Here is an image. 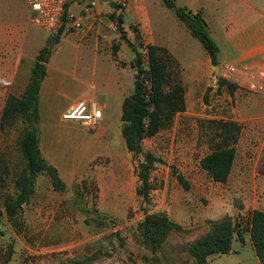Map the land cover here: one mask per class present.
Here are the masks:
<instances>
[{
    "label": "rangeland",
    "instance_id": "1",
    "mask_svg": "<svg viewBox=\"0 0 264 264\" xmlns=\"http://www.w3.org/2000/svg\"><path fill=\"white\" fill-rule=\"evenodd\" d=\"M152 1L165 12L167 24L173 30L184 26L161 0ZM183 1L187 0H175V3L180 7ZM109 4L113 11L105 14L106 31L112 37L108 53L111 55L112 48L119 46L115 64L119 69H129L124 73V80L133 92L135 53L123 38L118 15L123 16L127 38L143 53L147 65V52L141 48L146 40L141 25L131 20L126 6L115 0H109ZM138 28L140 37L134 31ZM192 38L191 42L205 52L201 42ZM172 70L183 78L178 65ZM187 90L186 111L175 116L170 128L143 142L144 153L162 162L153 166H159L160 171L152 175L153 188L160 190L158 202L146 203L137 194L141 183L137 169L144 161L143 154L131 157L123 139L116 138L105 156L103 149L96 145L95 158L89 164L77 163L80 166L73 170L66 166L61 169L67 184L65 192L54 191L47 177L40 176L35 194L24 206L25 229L21 234L8 221L2 202L8 194H14V181L24 168L18 141L26 124L19 120L11 126L2 125L1 117L0 264H70L74 259L86 258H93L87 264H196L189 253L191 246L225 216L233 214L238 218L234 209L240 208L233 200L222 199V187L200 166L201 159L212 151L214 141L218 140L215 122H233L240 126L235 146L237 164L243 160L252 166L256 161L264 163V97L231 95L226 88L219 89L215 73L207 89ZM112 122L113 129L120 134V118ZM88 127L91 133L95 132V127ZM177 175L184 177L189 190L184 189ZM147 212L167 214L181 226V230L170 231L157 250L145 244L139 229ZM249 214L245 216L246 221ZM232 247L234 252L210 257L209 264H258L249 241L236 240Z\"/></svg>",
    "mask_w": 264,
    "mask_h": 264
},
{
    "label": "crops",
    "instance_id": "2",
    "mask_svg": "<svg viewBox=\"0 0 264 264\" xmlns=\"http://www.w3.org/2000/svg\"><path fill=\"white\" fill-rule=\"evenodd\" d=\"M97 1L91 14L85 12L90 0H71L67 6L61 38L46 64L39 95L40 151L45 161L58 169L64 182L61 169L89 164L95 158L96 145L105 156L112 140L123 139L125 144L122 125L119 134L112 121L117 117L121 120L123 101L132 92L124 80L129 69H119L115 64L117 55L108 53L112 37L106 31L105 14L113 9L109 0ZM180 7L204 12L210 35L220 49V64H256L264 60V0H187ZM127 13L141 25L146 45L168 49L181 68L186 103L187 89L211 86L215 66L206 50L203 52L191 42L193 36L184 24L185 28L173 30L165 12L152 0H128ZM70 17L82 21L87 29L83 36L70 27ZM41 31L30 24L24 0H0V118L8 97H21L26 90L37 56L53 36ZM80 102L92 103L102 110L94 133L80 120L63 118ZM217 184L222 187V199L244 206L234 209L236 216L255 210L264 212V163L256 161L252 166L247 160L239 164L235 161L228 182ZM247 241L252 245L249 233ZM257 261L260 264L258 258Z\"/></svg>",
    "mask_w": 264,
    "mask_h": 264
},
{
    "label": "trees",
    "instance_id": "3",
    "mask_svg": "<svg viewBox=\"0 0 264 264\" xmlns=\"http://www.w3.org/2000/svg\"><path fill=\"white\" fill-rule=\"evenodd\" d=\"M176 17L184 23L193 37L198 39L211 58L213 66H219V46L211 37L209 24L203 11L194 13L186 7H179L175 0H162ZM66 17L64 18V20ZM119 29L124 40L135 53L132 67L136 69L135 89L123 101L122 105V135L129 152L143 154L144 161L137 169L140 180L137 194L146 203L151 204L150 191L153 185L150 181L151 171L157 163H162L149 153H144L143 142L154 138L162 130L170 128L175 116L187 109L186 89L172 67L177 62L168 49L156 45L141 46L147 52L148 64L144 62L143 53L127 38L123 27L124 18L117 17ZM140 37L139 29L134 30ZM62 29L58 34L50 36L45 47L39 52L33 66L30 82L21 97L9 96L2 114V125H14L22 120L26 124L18 147L23 155L24 168L14 181V194H8L2 202L4 213L18 234L25 229L23 220L24 206L35 194L36 181L43 175L48 178L54 191L65 192L66 183L59 175L58 169L48 164L40 151V112L39 95L43 79L46 76V64L49 62L53 49L60 41ZM141 39V38H140ZM119 46L113 47L116 57ZM219 89L226 88L233 95L237 87L222 79H218ZM218 132L213 149L205 155L200 166L216 183L228 182L237 157L236 144L240 126L233 122H215ZM177 179L184 189L189 190V184L183 176ZM139 229L146 245L153 250L161 248L170 231L181 230V226L172 222L167 214L147 212ZM251 235V241L261 264H264V212L255 210L245 219V216L234 218L225 216L220 222L211 225L209 233L200 237L189 249L196 264H209L210 257L232 253L234 241L244 243L246 234ZM93 258L74 259L70 264H87Z\"/></svg>",
    "mask_w": 264,
    "mask_h": 264
},
{
    "label": "built area",
    "instance_id": "4",
    "mask_svg": "<svg viewBox=\"0 0 264 264\" xmlns=\"http://www.w3.org/2000/svg\"><path fill=\"white\" fill-rule=\"evenodd\" d=\"M128 8V0H115ZM71 0H24L29 11V21L34 27L50 34H58L65 25L66 8ZM97 0H90L85 9L91 14L96 7ZM70 27L74 32L83 36L87 29L80 19L69 18ZM215 78L222 79L234 84L236 91L244 94H251L264 97V60L256 64H220ZM102 117V110L92 103L80 102L71 107L63 115L66 120H80L87 126L95 127ZM160 171L156 166L151 171L150 181L153 183L152 175ZM160 190L153 188L150 191V198L153 203L158 202Z\"/></svg>",
    "mask_w": 264,
    "mask_h": 264
},
{
    "label": "water",
    "instance_id": "5",
    "mask_svg": "<svg viewBox=\"0 0 264 264\" xmlns=\"http://www.w3.org/2000/svg\"><path fill=\"white\" fill-rule=\"evenodd\" d=\"M215 69H216V72H217V70H218V66H215Z\"/></svg>",
    "mask_w": 264,
    "mask_h": 264
}]
</instances>
